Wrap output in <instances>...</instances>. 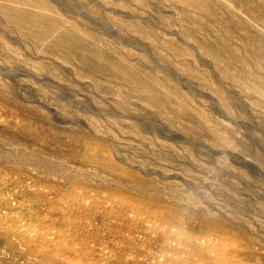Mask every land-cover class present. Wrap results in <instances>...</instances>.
<instances>
[{"label":"rangeland","instance_id":"rangeland-1","mask_svg":"<svg viewBox=\"0 0 264 264\" xmlns=\"http://www.w3.org/2000/svg\"><path fill=\"white\" fill-rule=\"evenodd\" d=\"M0 264H264V0H0Z\"/></svg>","mask_w":264,"mask_h":264}]
</instances>
